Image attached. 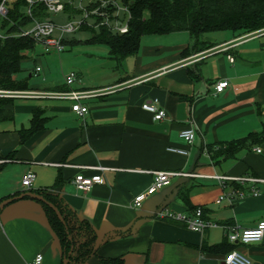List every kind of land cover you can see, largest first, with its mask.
Segmentation results:
<instances>
[{"label":"crops","instance_id":"0c3cea01","mask_svg":"<svg viewBox=\"0 0 264 264\" xmlns=\"http://www.w3.org/2000/svg\"><path fill=\"white\" fill-rule=\"evenodd\" d=\"M90 21L95 24L88 18L87 25ZM215 33L205 36L207 46L200 50L192 48L194 39L186 31L144 35L137 52L120 61L106 45L74 36L61 52L41 45L24 57L23 73L16 76L24 90H66L69 72L76 74L70 88L102 90L83 101L88 106L83 116L72 112L68 99L11 98L5 105L10 116L0 117V199L29 191L20 180L33 171L30 189L58 195L96 232L97 253L80 264L111 258L122 264H225L233 249L252 264H264V235L248 244L226 239L227 227H253L264 220V182L216 177L264 179V140L218 162L206 149L264 129V30L247 37ZM221 79L228 86L217 93L213 84ZM152 99L165 110L164 119L142 109ZM36 109L42 126L26 131ZM190 126L195 137L187 145L179 132ZM158 170L178 174L134 206ZM78 174L104 181L82 192L72 183ZM17 197L0 206V264H32L37 254L39 264H62L61 243L40 202ZM166 206L182 213L202 207L203 218L215 225L198 232L154 216Z\"/></svg>","mask_w":264,"mask_h":264},{"label":"trees","instance_id":"16d2710c","mask_svg":"<svg viewBox=\"0 0 264 264\" xmlns=\"http://www.w3.org/2000/svg\"><path fill=\"white\" fill-rule=\"evenodd\" d=\"M118 1L127 5L130 13L126 32L118 33L106 25H95L99 17L94 15L91 18H94L95 24L89 26L87 25L88 19H85L80 30L90 32L91 35L85 40L86 42L106 45L110 56L119 61L137 52L141 37L144 35L186 31L194 39L192 48L200 50L207 46L205 36L209 33L227 31L238 37L264 29V0ZM5 7L6 14H0V30L4 31L0 33V89H23L27 87L26 84L13 80V75L20 70L25 52L33 49L38 41L30 35L20 33L32 25L35 20L50 19L53 21L52 15L54 14L49 13L43 4L36 3L32 7L31 15H28L25 0H7ZM64 11L68 12L69 19L77 13L74 7L68 4H65ZM78 13L82 15V10L79 9ZM73 41L68 37L63 39L65 45H71ZM10 100L11 98L0 97V117L10 116L9 110L5 109V105ZM42 120L41 111L36 109L32 113L30 127L26 131L33 132L41 128ZM263 140L264 129L258 134L208 145L206 149L211 160L218 162L234 157L239 150L252 147ZM29 191L42 195L47 202L57 207L64 220L62 223L47 203L38 200L54 234L61 243L62 263L63 259L67 258L68 264H80L96 255L98 248L96 232L89 221L79 218L58 195L47 190L29 189ZM20 194L21 192H17L10 197H17ZM5 199H0V203ZM195 208L189 207L188 210L192 212ZM202 211H204L203 208ZM101 264H122V262L111 258L102 259Z\"/></svg>","mask_w":264,"mask_h":264},{"label":"built area","instance_id":"2783aa9c","mask_svg":"<svg viewBox=\"0 0 264 264\" xmlns=\"http://www.w3.org/2000/svg\"><path fill=\"white\" fill-rule=\"evenodd\" d=\"M7 0H1L0 3V14L4 15L7 12L5 7V2ZM26 1V14L31 15L32 7L36 3H41L45 9L52 14H57L64 10L65 3L63 0H25ZM70 4L73 5L77 0H69ZM83 0H79V9L82 10V17L80 20L75 21L70 19L69 21L57 25L54 21L50 19L45 20H35L31 28H27L21 31V35H30L34 37L43 47L48 49H54L57 52H61L65 49L66 45L63 43V39L70 34L75 33L80 29V27L85 23V19L91 18L92 15L98 16V22L95 25H106L111 30H114L118 33H124L128 28V19L130 13L127 5L119 3L118 0H91L87 5H82ZM96 2V5L94 3ZM123 13V19L127 18V21L123 25H119L121 22L120 14ZM115 22V26L112 27L111 23ZM262 30L254 31L249 34H246L242 37L251 36L253 34L259 33ZM57 31V36L54 35ZM229 60L233 59L229 56ZM35 70L38 72L41 70L40 66H36ZM76 78L74 72H69L66 76L65 83L69 87L66 90H57L49 92H40L34 90H22V89H0V97L6 98H21V97H37V96H47L58 99H68L72 102L71 110L78 116H83L88 112V106L83 102L85 99L96 95L99 90H79L72 89L70 85ZM228 86V81L226 79L217 80L213 87L215 92H222ZM142 109L150 112L153 115L155 120H161L166 117V112L163 108L159 107L158 100L152 99L150 101H144L141 105ZM179 136L185 140L187 145L193 143L195 137V129L190 126L188 128L182 129L179 132ZM168 150L172 152H177L180 154H187V150L168 147ZM255 151L257 153L261 152L260 147H256ZM3 160H0V164ZM153 180L149 185L147 190L135 197L133 204L134 206H140L141 201L147 197V195L155 192L160 189L162 186L166 185L169 182L171 176L178 173L172 171H153ZM220 181L227 179H233L234 181L244 183L246 181L251 182H264V179L253 177V176H243V177H229L225 175L216 176ZM35 179V173L31 170H28L21 178L20 184L24 190H29L32 187V183ZM103 177L100 175H94L92 177H85L84 175H76L72 183L75 188L82 192H87L94 184L103 183ZM253 195L258 194V190L251 188ZM239 196H243L244 192L240 189L235 191ZM233 193V194H235ZM222 196L219 198V200ZM201 207H196L194 211L188 213H182L174 211L169 207H161L154 212V216L161 219H168L172 221H178L186 225L189 229L193 231L202 232L207 227H212L215 224L209 220L203 218ZM226 239L232 244L242 243L248 244L252 242L260 241L264 235V220L259 221L253 227L238 228L235 226L227 227ZM42 260V255L37 254L32 264H39ZM225 264H252V260L242 252L237 249H233L228 252L224 257Z\"/></svg>","mask_w":264,"mask_h":264},{"label":"rangeland","instance_id":"374dc122","mask_svg":"<svg viewBox=\"0 0 264 264\" xmlns=\"http://www.w3.org/2000/svg\"><path fill=\"white\" fill-rule=\"evenodd\" d=\"M9 1H12V0H9ZM91 0H83L82 1V5H87L89 2H90ZM79 0H77L76 1V3L73 5V7H74V11H76L77 13H75V14H77V15H74L71 19H73V20H75V21H78V20H80V13H78V10H79ZM67 11H64V12H61L60 14H57V15H52V18H53V21L57 24V25H60V24H63V23H65V22H67V21H69L70 19L68 18V15H67ZM78 16V17H77ZM82 17V16H81ZM120 19H123V13H121L120 14ZM127 19H128V17L127 18H125V19H123V20H121V22H119V25H123L126 21H127ZM89 24H90V26H93L94 25V22L92 21H90L89 22ZM111 25H112V27H114L115 26V22H112L111 23ZM31 26L32 25H30V26H28L27 28H31ZM26 28V29H27ZM4 31L3 30H0V33H3ZM176 33V32H175ZM177 33H179V32H177ZM181 33H185V32H181ZM218 33V32H217ZM251 33V32H250ZM186 34H187V32H186ZM247 34H249V33H247ZM54 35L55 36H57V31H55V33H54ZM90 32L88 31V30H84V29H82V30H78V31H76L75 33H73V34H70L69 36H67L68 38L69 37H71V36H74V37H78V38H88V37H90ZM180 35V34H179ZM207 35H217L215 32L214 33H209V34H207ZM246 35V34H245ZM242 36H244V35H242ZM147 37H154V36H147ZM166 37H168V36H166ZM165 36L163 37V36H160L159 38L160 39H168V38H166ZM170 37V36H169ZM41 43H39V42H37L36 43V45L34 46V48L33 49H31V50H28V51H26L25 52V58L29 55V56H32V54H33V52L35 51V50H39L40 49V47H41ZM22 70H21V66H20V70L17 72V73H15V75L13 76V80H15V81H20V80H22V78H20V79H18L16 76L17 75H20L21 73H23V72H21ZM17 78V79H16Z\"/></svg>","mask_w":264,"mask_h":264},{"label":"water","instance_id":"95a60500","mask_svg":"<svg viewBox=\"0 0 264 264\" xmlns=\"http://www.w3.org/2000/svg\"><path fill=\"white\" fill-rule=\"evenodd\" d=\"M23 196H29V197H32V198H35V199H37V200H40V201H43V202L47 203V204H48V205H49V206H50V207L56 212V214H57L59 220H60L62 223H64V220H63V218H62V216H61L59 210L57 209V207H55L52 203L47 202V201L44 199V197H43L42 195H40V194H38V193H34V192H32V191H27V192L21 193V194L19 195V197H23ZM16 198H18V197H9V198L3 200V201L1 202V205H0V206H2V205H4V204H7V203L11 202L12 200H14V199H16ZM71 251H72V249L69 251V254L71 253ZM62 264H68V259H67V258H64Z\"/></svg>","mask_w":264,"mask_h":264}]
</instances>
